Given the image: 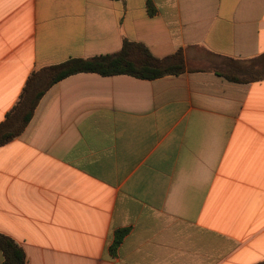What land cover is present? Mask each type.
<instances>
[{"label":"crops","instance_id":"1","mask_svg":"<svg viewBox=\"0 0 264 264\" xmlns=\"http://www.w3.org/2000/svg\"><path fill=\"white\" fill-rule=\"evenodd\" d=\"M125 40L185 72L53 85L0 147V233L26 264L263 262L264 80L222 74L264 54V0H0V123L32 72Z\"/></svg>","mask_w":264,"mask_h":264},{"label":"trees","instance_id":"2","mask_svg":"<svg viewBox=\"0 0 264 264\" xmlns=\"http://www.w3.org/2000/svg\"><path fill=\"white\" fill-rule=\"evenodd\" d=\"M154 12L151 11V14ZM222 76L233 82H255L264 80V54L252 59L247 65H240L227 59ZM186 70L182 51L159 59L146 46L125 40L119 52L111 55L70 59L64 63L44 67L28 77L15 106L0 123V147L21 136L45 93L63 79L79 74L94 73L103 77L127 75L141 80H155L166 76H176ZM126 230L116 233L111 252L115 253L126 235ZM0 250L3 264H26L24 249L11 237L0 233ZM258 264H264L260 262Z\"/></svg>","mask_w":264,"mask_h":264},{"label":"rangeland","instance_id":"3","mask_svg":"<svg viewBox=\"0 0 264 264\" xmlns=\"http://www.w3.org/2000/svg\"><path fill=\"white\" fill-rule=\"evenodd\" d=\"M225 62H228L229 63V61H225ZM239 63V62H238ZM240 65H242V64H240ZM244 66V65H243Z\"/></svg>","mask_w":264,"mask_h":264}]
</instances>
